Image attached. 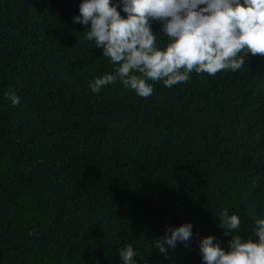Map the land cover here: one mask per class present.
Returning a JSON list of instances; mask_svg holds the SVG:
<instances>
[{"label": "trees", "instance_id": "obj_1", "mask_svg": "<svg viewBox=\"0 0 264 264\" xmlns=\"http://www.w3.org/2000/svg\"><path fill=\"white\" fill-rule=\"evenodd\" d=\"M79 2L0 0V264H120L127 244L137 264H203L201 237L227 250L223 209L255 240L264 57L249 53L235 72L193 70L172 88L149 81L147 98L119 79L93 93L89 82L114 64L73 23ZM185 222L189 245L161 255L155 241Z\"/></svg>", "mask_w": 264, "mask_h": 264}, {"label": "clouds", "instance_id": "obj_2", "mask_svg": "<svg viewBox=\"0 0 264 264\" xmlns=\"http://www.w3.org/2000/svg\"><path fill=\"white\" fill-rule=\"evenodd\" d=\"M78 13L72 20L88 26L84 39L114 64L113 73L89 82L93 93L119 79L147 98L154 91L149 81L172 88L188 82L193 70L209 75L224 69L235 72L249 53L264 57V0H80ZM153 22L160 23L158 31H153ZM158 33L167 37L162 47ZM242 51L244 55H238ZM4 95L12 105L20 103L15 93ZM217 221L231 238L225 250L216 236L201 237L197 244L203 264H264V216L254 220L255 240L240 234L238 212L223 209ZM192 238L191 222L167 226L154 247L167 258L169 249L178 243L188 246ZM117 251L120 264H137L131 244Z\"/></svg>", "mask_w": 264, "mask_h": 264}]
</instances>
